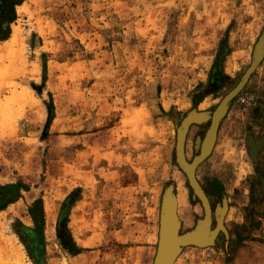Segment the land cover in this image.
<instances>
[{"label": "rangeland", "instance_id": "1", "mask_svg": "<svg viewBox=\"0 0 264 264\" xmlns=\"http://www.w3.org/2000/svg\"><path fill=\"white\" fill-rule=\"evenodd\" d=\"M17 12L0 41L19 38L0 99L17 90L33 106L0 135L2 222L32 264H154L169 189L188 194L181 235L204 220L178 131L207 114L187 133L192 162L252 64L264 0H25ZM196 177L213 239L183 247L175 264H264V59Z\"/></svg>", "mask_w": 264, "mask_h": 264}, {"label": "water", "instance_id": "2", "mask_svg": "<svg viewBox=\"0 0 264 264\" xmlns=\"http://www.w3.org/2000/svg\"><path fill=\"white\" fill-rule=\"evenodd\" d=\"M264 59V32L258 40L254 53L253 61L239 85L231 91L219 104L213 114L212 124L204 139L203 143L208 142L206 149L201 147L200 155L195 157L192 162H189L185 154V143L189 127L195 123H203L207 119V114L204 112H195L189 114L183 121L178 131L177 141V161L181 169L187 174L189 183L201 200L205 211L204 220L191 233L179 235L181 223L177 214V203L173 189H169L163 200L161 218H160V235L158 252L155 257L154 264H174L180 255L183 247L189 245H205L211 243L213 239L212 226V208L208 196L199 183L196 177L197 167L203 163L212 153L221 120L225 117L229 102L244 88L249 78L256 71L261 61ZM210 152H208V150ZM208 152V154H207Z\"/></svg>", "mask_w": 264, "mask_h": 264}, {"label": "bare ground", "instance_id": "3", "mask_svg": "<svg viewBox=\"0 0 264 264\" xmlns=\"http://www.w3.org/2000/svg\"><path fill=\"white\" fill-rule=\"evenodd\" d=\"M18 39V35L14 34L9 43L0 46V62L2 63L5 59L10 61L9 65L2 64L0 67V89L5 85V82L9 79L8 77L16 71L15 58L17 50L15 47L19 42ZM29 106H33L31 105L29 96L26 95L25 92H19L17 90H12L11 96L0 99V135L12 136L10 134L15 131V122L19 119L18 117L21 112L23 113L25 108ZM207 144V141L203 143L202 147L204 150ZM212 148H210L208 152H210ZM176 203L177 207L178 205L183 208L188 207V194L180 185L177 187ZM4 218V214L0 212V264H32L28 261L23 245L19 242L17 236L14 233L11 234L10 229L2 222ZM179 235L182 236L180 233Z\"/></svg>", "mask_w": 264, "mask_h": 264}, {"label": "trees", "instance_id": "4", "mask_svg": "<svg viewBox=\"0 0 264 264\" xmlns=\"http://www.w3.org/2000/svg\"><path fill=\"white\" fill-rule=\"evenodd\" d=\"M24 2L25 0H0V41H6L11 37L12 25L18 19L17 8ZM6 207L3 205L0 210ZM36 222L41 226L43 220L36 217Z\"/></svg>", "mask_w": 264, "mask_h": 264}]
</instances>
